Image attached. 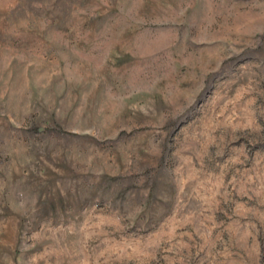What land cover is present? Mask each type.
Returning a JSON list of instances; mask_svg holds the SVG:
<instances>
[{"label":"rangeland","instance_id":"1","mask_svg":"<svg viewBox=\"0 0 264 264\" xmlns=\"http://www.w3.org/2000/svg\"><path fill=\"white\" fill-rule=\"evenodd\" d=\"M0 264H264V0H0Z\"/></svg>","mask_w":264,"mask_h":264}]
</instances>
